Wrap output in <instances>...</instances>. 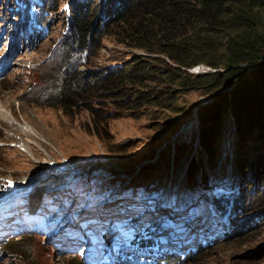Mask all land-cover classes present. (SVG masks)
Segmentation results:
<instances>
[{
	"label": "rangeland",
	"instance_id": "rangeland-1",
	"mask_svg": "<svg viewBox=\"0 0 264 264\" xmlns=\"http://www.w3.org/2000/svg\"><path fill=\"white\" fill-rule=\"evenodd\" d=\"M104 2L0 0V111L14 122L0 117V220L21 232L0 246V264H80L57 251L46 233L112 224L157 236L161 249L174 254L169 258H179L176 264H264V195L258 196L264 138L240 134L228 105L207 118L217 119L207 133L212 142L204 144L201 134L203 111L216 108L229 88L180 90L154 73L149 77L157 82L145 80L131 91L142 90L155 104L122 108L93 91L84 97L89 105H54L55 80L73 63L100 74L142 57L150 72L166 68L157 54L118 42L122 25L109 29V21L99 22L106 34L87 50L66 47L75 8L86 7L93 22ZM188 71L213 70L199 64ZM24 126L39 145L23 136Z\"/></svg>",
	"mask_w": 264,
	"mask_h": 264
},
{
	"label": "trees",
	"instance_id": "trees-1",
	"mask_svg": "<svg viewBox=\"0 0 264 264\" xmlns=\"http://www.w3.org/2000/svg\"><path fill=\"white\" fill-rule=\"evenodd\" d=\"M115 2L114 7L110 0L104 2L103 11L93 22L86 7V10L75 8L69 27L70 42L65 43L66 47L73 52L87 50L90 43L106 34L98 31L99 22L109 21V29L122 25L118 42L126 47L157 54L158 58L155 59L166 68L150 72L151 65L143 66L140 57L130 64L127 62L100 74L97 71L88 73L79 70L81 63L75 65L71 57L68 62L73 63L72 67L66 66L55 80L58 83L51 97L55 106L63 109L78 102L89 105L84 102V97L93 91L108 96V99H113L115 106L122 108H133L135 101L137 105L145 102L155 104L142 90L137 94L131 90L135 85L141 87L145 80L157 82L149 77L157 73L163 82L167 83L170 79L169 82L176 84L180 90L207 87L210 92L229 88L228 94L219 95L216 108L207 107L202 113L201 134L204 144L212 142L207 133L217 123V119L210 121L207 118L211 113L220 114L226 105L240 134L254 132L257 133L255 140L264 138V0ZM109 33L112 34L111 31ZM199 64L213 71H188ZM259 160L263 162L260 171L263 174L264 154ZM197 167L195 164L189 171ZM247 179L249 177L245 175L242 180ZM260 195H264V192ZM178 262H181L179 258L168 257L165 264Z\"/></svg>",
	"mask_w": 264,
	"mask_h": 264
},
{
	"label": "bare ground",
	"instance_id": "bare-ground-1",
	"mask_svg": "<svg viewBox=\"0 0 264 264\" xmlns=\"http://www.w3.org/2000/svg\"><path fill=\"white\" fill-rule=\"evenodd\" d=\"M0 117H1V119H3V120H6V121H8V122H10V124H11V122L13 121L12 120V117L11 116H9V115H4V113L3 112H1L0 111ZM12 124H14V122H12ZM22 134H23V136L24 137H26L27 139H29V140H31L32 142H35L36 144H38L37 142H36V139H35V134L33 133V131L30 129V128H28V127H26V126H24V127H22ZM19 143H21V145H22V148H23V150H29V147H25V145L26 144H23V142H22V140H20L19 139V141H18ZM39 145V144H38ZM160 194V193H159ZM161 199H165V197H160ZM159 198V199H160ZM163 202V201H162ZM166 202V201H165ZM167 233H169V236H170V238L168 237V234H166L164 237H165V239L167 240L168 238V240H167V242L169 241V240H171L172 241V239H173V237L175 236L174 234H175V231L173 230V231H170V232H167ZM170 241V242H171ZM198 241H199V239H198ZM203 245V244H202ZM179 250H178V252L179 251H181V249H182V247H181V244L179 243ZM189 247L191 246V247H195V248H198V247H201V244L200 245H195L194 244V246H193V244L192 243H190L189 245H188ZM164 250V249H163ZM165 251V250H164ZM185 251H186V249H185ZM187 256V255H186Z\"/></svg>",
	"mask_w": 264,
	"mask_h": 264
},
{
	"label": "clouds",
	"instance_id": "clouds-1",
	"mask_svg": "<svg viewBox=\"0 0 264 264\" xmlns=\"http://www.w3.org/2000/svg\"><path fill=\"white\" fill-rule=\"evenodd\" d=\"M14 43H16V42H14ZM14 43H13V44H14ZM13 48H14V47H13ZM10 49H11V48H10ZM14 49H16V48H14ZM11 51H12V50H11ZM0 74H1V68H0ZM189 180H190V178H189ZM190 182H191V181H190ZM190 184H191V183H190ZM187 187H188V186H187ZM188 188H189V187H188ZM191 203H193V202H191ZM188 206H189V204H188ZM188 206H187V208H188ZM191 208H192V207H191ZM186 210H187V209H186ZM221 211H222V213H223L224 215H225V214L227 215V213H228L227 211L224 210V208H222ZM184 213H185V212H184ZM185 215H186V214H185ZM187 216H188V215H187ZM20 235H21L20 233H19V234H16V235H14L13 237L8 238L6 241H8V240H10V239H12V238H17V237H19ZM47 235H49V234H47ZM55 241H56V240H55ZM58 241H59V240H58ZM53 242H54V240L51 239V245L54 246V243H53ZM54 247H55V246H54ZM169 251H171V250H169ZM166 252H167V250H166ZM191 253L194 254V251L191 252ZM172 254H173V253H172V251H171L168 255L173 256L174 254H173V255H172ZM67 255H68V254H67ZM69 255H70V254H69ZM168 257H169V256H168ZM167 259H168V258H164L163 262H162V263H159V264H163V263L165 264V262H166ZM80 264H82V263L80 262Z\"/></svg>",
	"mask_w": 264,
	"mask_h": 264
}]
</instances>
